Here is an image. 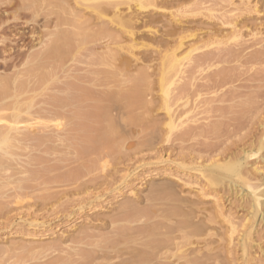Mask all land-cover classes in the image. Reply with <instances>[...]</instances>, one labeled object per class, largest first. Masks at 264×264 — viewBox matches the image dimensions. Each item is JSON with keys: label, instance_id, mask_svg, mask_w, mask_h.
<instances>
[{"label": "rangeland", "instance_id": "obj_1", "mask_svg": "<svg viewBox=\"0 0 264 264\" xmlns=\"http://www.w3.org/2000/svg\"><path fill=\"white\" fill-rule=\"evenodd\" d=\"M37 1V5L33 1L34 5L31 3L32 0H29L28 3H25V0L23 2L22 0H0V27H4L6 32L4 30L3 32L5 34L8 33L5 35L7 37L0 36V44L1 42L8 43L7 45L9 46L5 50H9L11 47L12 49L14 48L12 51L6 52L8 55H11L8 56L6 53L1 54L4 48L0 46V65L3 63L2 60L7 57H11V60H7L11 65L14 62L19 65L22 60L15 58L18 51H24L22 50L23 47L26 51L32 48L30 50L32 51L33 46L39 43L38 39L42 37V34L46 37L43 40L46 39V43L50 42L51 35H48V31L53 33L52 38L55 37L56 32H59L56 34L60 35H56V38L51 39V42L59 40V44L57 42L58 47L64 45L66 48H63V46V50L61 51H58L61 47L57 48L58 50L56 49L59 53H62L56 56L57 58H54L58 61L56 66L62 67L63 64L64 67L65 59L67 61L68 57L69 59L72 57L70 55L71 51L77 46L74 45L78 40L75 39L77 41L73 43L74 45L71 44L73 45L71 46L72 48L64 44L67 43L63 42V39L66 38L61 37V34L69 33L68 30L70 31V29L68 28L70 26L64 25L63 21L65 20V23H67L70 20L71 23L68 21L69 25L72 24V27H74V22L77 18L73 19L74 16L72 15L77 14L75 16L79 18L81 14V17L84 16L83 14L86 12L82 11V13H79L77 9H74V14H64L63 8L70 7L71 0H67L68 2L64 0L65 3L62 0H58V3H55L57 0ZM106 1L110 2L113 0H101L103 4ZM117 1L122 3V6H120L121 10H125L124 1ZM29 2L30 5L32 4V6L34 5L38 9L39 13H34V15L36 14L35 16L30 10L32 8L30 5H28V9L25 7ZM61 2L64 3L63 10H58L62 5ZM163 2L164 5L161 6L162 10L156 11L159 14L153 15V19L159 21L158 23L154 21L155 24L151 25L153 26V30L154 27L157 29L156 35H145L146 30H139L144 33V37L141 32H137L138 36H142L144 39L142 38L141 40L139 38L140 41L138 39L137 42L139 44L134 41L136 49L133 47L134 45H130L131 43L125 37L122 36L123 38L121 39L123 40H119V42L123 41V44H121L122 42L119 43L122 46H132V48L129 47V52L123 51L121 53L123 54V58H132L130 56L131 53L133 55L135 53L134 56H138L141 60L136 61V63L133 61L135 64L131 62V72H128L127 75L136 76L137 71H139V73H146V76L149 77V80L147 77V81L150 82L149 89L147 88V84L145 90H148L143 92V104L145 102V107L142 104L134 106L135 110L131 109L132 113L129 111L128 115L133 120H137L139 117L140 119L138 120L140 122L138 125L145 126L148 124L146 127L142 126V129L141 126L137 125L140 128L135 129L137 127L133 128L134 126H132L133 129L130 130V132L132 131V137H130L131 135L128 134V130L126 131V129L129 128V122L127 121L131 119H125V116H127L125 111L127 112L128 110H121L122 106L120 107L125 100L119 101L114 106L112 101L111 103L113 104L108 102L110 98L107 97L108 99H105L106 102L104 101L103 105L106 104L105 107L111 108V112L113 107L117 106V108L113 109V112L116 114H113H120L119 116L121 117L122 113L123 119L128 123L127 128L123 127L125 124L122 121L123 125H121V120L117 116H115L117 119L113 118L112 121L114 122H98L101 129L104 128L105 130L109 128L110 123H113L115 125L110 124L111 128H123L121 132L117 129L115 131H118L119 134L125 133L122 134L125 138L123 136H120L122 137L120 138L119 134H117L119 139L116 138V132L115 135H112L119 143L118 145L117 143L115 144L114 140L116 139L111 138L114 143L111 146V151L114 148L115 150L112 153L109 152L111 155L107 154L108 157L105 154L97 153V151H95L96 153L94 152L96 155L91 152L92 155L90 156L89 152V155H87L90 157L89 159L85 154V157L88 159L86 161L88 164L90 163L89 166L85 159L80 160L83 157H76L75 154H71L73 146L80 142H69L66 137H60L61 141L47 144L44 146L46 148L43 145H38L36 143L38 140L28 141L25 143L28 147L19 150L12 157V160L2 157L3 153L0 151V264H59L64 258L67 259V256L70 257L74 252L73 250L78 249L77 251L80 250L84 253L83 251L91 248L87 246L88 248L86 247L85 249L79 242L83 241V238L85 239L84 235L86 237L91 235L85 240H89L94 235V238L90 239L93 243L101 235L102 237H111V232H113L111 223L120 218L118 212L121 204L132 205V209L136 208L139 211L155 209L156 218L154 220L162 221L161 223H166L165 226H170V229H168L169 227H164L163 229L156 230L158 231L157 234L162 233L156 234L157 240L175 239L174 242L179 243L180 246L181 243L182 245L185 244L183 246L187 252L197 250L194 252L198 253V258L207 264H264V222L261 221L262 216L256 219L254 223L252 222V210L250 209L249 199L243 197L246 191L243 189L244 194H242L240 187L236 185L237 183L234 184L233 180L228 179H224L223 182L220 181L214 186L208 181L206 182L199 172L191 170L193 169L192 167L209 166L214 160L220 159L219 161H221L225 155L228 159L242 158L244 153L255 150L259 141H262L264 138V0H164ZM59 3H61L60 7ZM130 4L133 5L132 3ZM19 6H22L20 10ZM32 11L37 10L32 8ZM59 11L62 17L66 15L63 21L60 20L63 24L62 28H60L62 26L61 22V26L59 25ZM55 14L57 15L55 16ZM146 14L148 12L144 15ZM172 14L178 19L177 23L172 19ZM7 17L8 19H6ZM55 17H57L58 21L54 23L53 21H56ZM85 17L87 18L88 16L86 15ZM32 19L34 21H31ZM46 20L50 21V24ZM26 21L30 23H26ZM46 23L48 25H45ZM55 25L59 28V31H56L58 28L56 29ZM84 27L86 26H82L81 28L83 29ZM173 28L184 37L181 46L178 48L177 43L168 42L163 39L165 38L163 34L168 29L172 30ZM61 29L63 30L62 33ZM45 31L48 32L47 35ZM108 33L110 32L108 31ZM40 34L41 36L38 38L36 35ZM154 35L156 36L155 38ZM151 36H153L152 39H148ZM232 36H237V39L233 41ZM34 39H37V41ZM160 41L162 42L160 43ZM47 44L48 46H55L51 43ZM35 47L38 48L37 46ZM175 48H177L176 54L178 56L188 54L189 58L184 61L185 73L179 75L176 82L168 87L171 92L170 98L175 97V100L171 98L169 101L172 121L175 119V122L173 121L175 130L172 127L169 132L170 135L167 136L169 130L165 124L168 120L166 112L161 106L160 98L163 95L161 96L162 92L157 82L160 70L159 54L161 53L162 55V51H165V49L167 51V49ZM30 51L28 50V52ZM13 53L14 57L12 56ZM94 53H96L94 54L95 57L99 52L96 51ZM80 54L76 55V59L73 57L76 60V68L81 69V71L76 70L74 74L85 75L90 70L91 62L88 63L89 56L88 58L82 57L86 56V53L79 57ZM4 55L5 57H3ZM99 56H101L100 53ZM95 58L93 60L94 66H96L95 62L102 57L98 58L97 55ZM146 59L147 61H145ZM77 60L79 61L77 62ZM79 62L81 63L78 65ZM86 64L89 66L88 68ZM158 64L159 66L157 67ZM30 68V71H34V74L29 73L32 77L35 74L37 75V72L46 71L42 70L40 72V70H37L36 72L35 66L33 67L34 70L32 67ZM8 69L1 68L0 66V74L11 77L13 69L7 71ZM84 69H87L86 73ZM66 74L67 72H58L56 77L53 76L57 80H53V77L48 78L49 84L52 83V86L61 85V83L66 82V76L68 77L70 74L74 75L73 73ZM86 76L89 77L90 75ZM83 79H81L82 82L80 80L78 82L88 84V79ZM70 80L71 78L67 82ZM6 83L5 78L0 80V84H2L0 86H6ZM182 84L185 85L183 87H186L190 93L185 108L182 107V103L184 102H181V100L177 101L178 92L176 91L178 90L177 88H183L179 87ZM51 85H49L50 87H48L46 92L53 94L55 90L52 89ZM128 85L125 84L121 87V90L125 91L126 87H130ZM37 87H32L33 90L31 91H37ZM104 91L105 89L100 88V92L103 93ZM119 93L122 94L123 92L119 91ZM31 94L33 93L31 92L30 96ZM56 95L62 97L61 94ZM39 99L41 98H37L35 103L39 102ZM130 99H126V101L130 102ZM107 102L110 107L107 105ZM140 105L143 107H140ZM107 108L106 110H108ZM187 111L191 113L183 116L181 112L185 113ZM134 117L137 118L135 119ZM56 118L58 117H55V120ZM60 119L61 117L58 118L59 121ZM92 125L96 126L95 123ZM99 126H96V128ZM148 126L150 129L147 128ZM25 131L29 132L33 130L29 128ZM137 141H140V144H137ZM131 142L135 147L128 149L126 147L128 146L127 143ZM90 143L95 146L93 140L87 141L86 144L84 143V146L92 148L91 146L93 145H90ZM125 143L126 146L122 148V145H125ZM101 154L104 156L102 157ZM259 155L263 159L256 156L255 160L249 162V164H253L252 167L246 166L249 169H245L248 171V175H250L248 177L251 183L260 185L261 189H264V150ZM92 158H94V161H92ZM84 161L91 168L84 171L79 170V173L87 177L92 176V178L95 174V179L93 178L94 181L92 183L75 187L70 182L71 176L69 171L72 169L76 170L77 167L81 169L83 164L87 166ZM81 162L83 163L80 164ZM94 163L96 166L94 165L93 167L92 164ZM180 163L182 165L185 164L183 166L187 168L180 166ZM92 168H95V170ZM251 168L257 169L260 174L253 172ZM91 170L94 172L91 173ZM87 172L91 176L90 174L87 175ZM231 183L235 186L233 187ZM115 189H119L118 191L116 190L117 193L115 191L112 192ZM94 192L106 195L98 200L93 198L92 193ZM158 199H161L162 202ZM88 202H91L93 206L92 204L89 206ZM81 206L83 207V211H79L78 209ZM178 206L180 207L179 209ZM168 208L178 209V213L181 212V216L176 217L172 215L170 219H165L164 216L166 215L162 214V212L164 211L163 213H165ZM174 215L178 216V214ZM176 219L177 222L180 220V224L176 222ZM181 219L184 220L181 221ZM185 219L190 222L185 223ZM144 221L147 222L145 223ZM149 221L150 223L152 222V220ZM142 222L140 223L142 226L150 224L148 220H143ZM169 223H173L174 225L172 226ZM184 223L189 226L187 228H180L179 226L182 224L184 226ZM118 224H121V222L116 225ZM175 225H178V228ZM249 227L252 230L246 241V254L244 256L241 248V236L245 231H249ZM176 229L178 231L181 230L179 231L180 233ZM81 232L83 235H81ZM163 234L165 235L163 236ZM181 238L183 240L185 238V240L182 241ZM136 239L140 240L141 238L137 237ZM179 239L181 243L178 241ZM170 242H167V244L170 245ZM171 246L173 247V245ZM171 246H168V248H172ZM62 256L63 258H60Z\"/></svg>", "mask_w": 264, "mask_h": 264}, {"label": "bare ground", "instance_id": "obj_2", "mask_svg": "<svg viewBox=\"0 0 264 264\" xmlns=\"http://www.w3.org/2000/svg\"><path fill=\"white\" fill-rule=\"evenodd\" d=\"M23 1L24 0H22V2ZM28 1L25 0V3L26 2L28 3ZM33 1L37 5L38 1L36 0L37 1L36 2L35 0H32V2H31L32 4H34ZM39 1H41V0H39ZM62 1L64 2V0H62ZM71 1H72V3H71L72 7L70 5L71 8L69 6H68L69 8L64 7L65 2L64 3L61 2L62 5H61V3H59V7H60V5H61V7L58 8V10L59 9L61 10L64 7L63 8L64 10L62 9L64 11V14L67 13L69 15L70 13L74 14V9H77L79 11V13L80 12L82 13V11L84 13L86 12L85 14L88 17L84 18V16H86L85 14H83L84 16L81 17V15H82L81 14L80 17L78 18V17H76L77 14H75L76 16L70 14V15L74 16L73 19L77 18L76 21L74 22L75 26L72 27V24L69 25V22L71 23V21L68 20L69 18L66 19L69 21V22L67 21L68 24L65 23V20L63 21V19L66 17V15H65V17L64 16L62 17L60 14V11L58 12L59 14L57 13L61 17L60 18L57 16L59 18V25H60V22L62 25V26L60 25L61 26L60 28L63 27L62 21L64 22V25H67V27L70 26V28H68V29H70L71 33L67 29V27H66V29L68 30L69 33H62L63 30L61 29V33H62L61 37L67 39V40L63 39V42L64 41L67 42L64 44L67 45L68 47L70 46V48H72L71 46L74 45L73 43H75L77 40L79 41V42L77 41L78 43L77 42L75 43L74 46H76V45L77 46L75 47V49L73 47L74 50L71 51L70 55L72 57H70V59H69V57L67 55L68 58H67V61H66V59L64 61L65 62L64 67H63V64H62V67H57L56 63L58 61H57V59H54L59 54H62V53H59L58 51L63 50L62 47L64 45L59 46V47H61V49H60L58 47V44H59L58 41L59 40L56 42H54L55 40L54 41L52 40L53 43L51 42V39L56 38V35H57L56 33H59V32H56V31H59V28L56 26L57 24L55 26H56V29L57 28L58 29L56 31L54 30L56 32L54 35L55 36L54 38H52L53 33L48 31L49 32L48 35L49 36L51 35V39H50V42H47V43L54 44L55 46H52V45L48 46V44L45 41L46 39L43 40L46 37H44L43 34L41 33L42 37L40 39H38L39 43L37 45L35 44V46H37L38 48L33 46V50L30 51L32 48L28 49L30 51V52H28V50L26 51L23 47L22 50H24L25 52L24 51H18L17 57H15V58L16 59L19 58L22 60V61H20L21 63L19 65L15 64V62L13 65H11V63L9 61H8L9 62L8 63L7 60H11V57L10 58L7 57L8 59L4 58L2 60L3 63L0 65L1 68H4V69H7V68L13 69V74L11 77H9L8 74H7L8 76H3V74L2 75L0 74V80L5 78L7 81L6 86H0V151L3 153L2 157L6 158L8 160H12V157L14 155H16L19 150H22L24 148L26 149L28 146H26L25 143L28 141L38 140V141H36V143L40 146L43 145V147H44L49 143H53L54 141H61L60 137H66L69 140V142L70 141L80 142L79 144L74 145L73 148L71 149L73 151L71 154H75L76 157H79V156L83 157L80 160L85 159V161L86 160L88 161V159L90 158L87 156V155H89V152H90V156H91L92 155L91 152L94 153L95 151H97V153H99V154L102 153L105 155H107V154L111 155V154H109V152L112 153L115 150V148H114V150L111 151V149H112L111 146L114 145L113 140L111 138H113V139L118 138L119 139V137L123 136L122 134H125V133L119 134V132H121L123 128L122 129H120L119 127H118L119 129L116 128L119 132L115 131L116 130L115 127L111 128L110 124H113V123L109 124V128L105 127L106 129L104 130V128L102 127L103 129H101L100 126L98 125L100 123H98V122L104 121V122L109 123L110 121L113 120V118L115 116H117V118H119L121 120L120 124L121 125L125 124V125H123V127L127 128L128 123L125 122V119L128 120L129 111L131 112V109L135 110L134 106L136 107L139 104H142L145 107V102L143 104V100H144L143 92L148 90L149 86H150L149 85L150 82L147 81L148 76H146V73H142L141 71L140 72L142 74L139 73V71H137L136 76H133V75L130 76L129 74L127 75L128 72L129 73L131 72L130 71L131 70V64L132 63L135 64L136 61L140 60V58L138 56H136L137 57L136 58L134 56L135 53L133 52L134 55L132 53H131V55L128 54V55L132 56V58L125 59V58H123V54H121V53L123 51H126V53H127V51L129 52L130 45H132V46L134 45L133 47H135V45H136L134 41H136V43H137L139 38L142 40V38L144 37V33H142V31H139V30H142V29L146 30L145 35L146 34L153 35L157 32L156 31L157 29H155V27H154V30H153V26H151L153 23L155 24L154 21L157 20V19L156 20L153 19V15L159 14L157 12L159 10H162L161 6L164 5V2H163L164 0H120V1H124L123 3H125V6H126L125 10H121L120 6H122V3H119L117 0H113V1L109 0L110 2L106 1V3H104V4L101 2V0H71ZM58 2L59 1L57 0L55 3H58ZM66 2H68V1L66 0ZM87 2H91V3H87ZM130 3H132L133 5H131ZM32 4L30 5V2H29V4H26V5L27 6L30 5V7H32L34 10H37V11H32V8L30 9L34 15V13L38 12V9L35 8V6H34L35 4L33 6H32ZM50 4H52V3H50ZM22 6H24V5H22ZM22 6L21 7L19 6V10H20V8H22ZM27 6H25V7L28 9L29 6L28 7ZM56 6H57V4H56ZM25 7H23V8H25ZM37 8H39V7L37 6ZM65 8H66V12H65ZM72 10H73V12H72ZM146 12H148V14L144 15ZM151 12H152V14H151ZM22 13H23V11H22ZM57 14H55V16ZM18 15H20V14H18ZM33 15H32V17H33ZM62 15H63V12H62ZM24 16H26V15H24ZM45 16H46V14H45ZM171 16H172V19L174 20V22L177 23L178 19H176V17L173 16V14ZM4 17H6V16H4ZM57 17H55L56 21L52 20L54 23L58 21ZM19 18H17V19H19ZM55 18H53V19L55 20ZM6 19H8V17ZM14 19H16V18L14 17ZM60 20H62V21H60ZM12 21H13V18H12ZM28 21H26V23H30ZM31 21H34V20L32 19ZM3 22H5V21H3ZM156 22L158 23L159 21H156ZM18 23H19V21H18ZM48 23H46L45 25H48ZM80 23H81V25H80ZM82 23L85 25H83ZM86 24L89 26H87ZM80 26L81 27L86 26V27H84L86 29H84V28L82 29ZM98 26H99V28H97ZM49 27L52 28V26H50V25H49ZM46 28H48V27H46ZM1 29H2V31H1ZM1 29H0V36L7 37L5 35H7L8 33L5 34L3 32L4 27ZM48 29H50V28H48ZM30 30H32V29H30ZM108 31L111 34L108 33ZM48 32H46L45 34L47 35ZM137 32H141L143 34V37L138 36ZM113 33H114V35H112ZM41 34L36 35V36H38V38H39L41 36ZM59 35L60 34H58L57 36H59ZM155 35H154V38L156 37ZM163 35H165L164 36L165 38H163V39L167 40L168 42L177 43V48L179 46H181V44L184 40V37H182V35L175 28H173L172 30L168 29V31H166L165 34H163ZM122 36L125 37V39L129 41V43H131L127 47L121 45V44H123V41H121L122 43L119 42V40L121 38H123ZM15 37H16V35H15ZM152 37L153 36H151V38H148V39H152ZM232 37L231 38L233 41L235 39H237V36H232ZM57 39H58V37H57ZM75 39H77V40H75ZM140 39H139V41H140ZM18 40H20V39H18ZM34 40L37 41V39H34ZM73 40H74V42H73ZM121 40H123V39H121ZM165 40H164V44H165ZM71 41H72V43H71ZM57 42H58V44H57ZM161 42L162 41H160V43ZM119 43H121V44H119ZM7 44H6V42H1V44H0V46H2L4 48V49H2V53L0 51V53L2 55L5 54L7 51L10 52L14 49V48L12 49V47L11 48L9 47L10 48L9 50H5V48L7 46H9ZM71 44H73V45H71ZM127 44H128V42H127ZM137 44H139V43H137ZM132 46L130 48H132ZM34 47H35V50H34ZM138 47L140 48L139 45H138ZM57 48H59V50ZM63 48H65V46ZM126 48H128V49H126ZM177 48L170 49V50L167 49V51L165 49V51H162V55H161V53L159 54V52H161V51H159L158 54L160 56L159 55L158 56L160 57V59L157 57L160 60L159 74L156 73V74H158V81L157 82H158L160 91L162 92L161 96L163 95L162 98H160L161 104H162L161 106H162V109L165 110L167 120H168V122L166 121L167 123L165 124V126L167 125L168 130H169L167 136L170 135L169 132L171 131V129L173 127V121L175 122L174 118H173L174 120L172 121V116L170 115L171 111H170V107H169L170 106L169 101L173 97L170 98L171 92L169 91L168 87H170L172 84H174L176 82L179 75H181L182 73H185L184 72L185 71L184 61H186L189 58L188 54L184 55V56H178L176 54ZM135 49H136V47H135ZM96 51H98L101 55V56H99V53H98L97 54L98 58H100V57H102V58L98 59V61L95 62L96 66H94L93 60H95L96 59L95 57H97V55H95V57H94V54H96L94 52H96ZM63 52H65V51H63ZM80 53H82L83 55H84V53H86V56L84 55L82 57L88 58V56H89V58H90L89 62L87 59L86 60L88 63L91 62L90 70L88 69L89 72L86 71L87 69L86 70L84 69L85 73L87 72V74H85V75L84 74L78 75L77 73H76L77 75L74 74V72L76 70L81 71V69L76 68V65H75L76 64L75 59L77 58L78 54H80ZM1 54H0V56H1ZM82 54H80L79 57H81ZM13 55H14V53L12 54V56ZM136 55H138V54H136ZM3 57H5V55ZM24 57H26V58L24 59ZM19 59H17V60H19ZM23 59H24V61H23ZM78 61L79 60H77V62ZM145 61H147V59ZM80 63L81 62H79L78 65ZM87 64H86V66H87ZM65 65H66V67H65ZM34 66L36 68L35 69L36 72H37V70L38 71L40 70V72L42 70H46V71H42L41 73L37 72L38 74L37 75L35 74L36 76L33 75L34 77H32L29 75V73L34 74V71H30L31 70L30 67H32V69L34 70V68H33ZM158 66H159V64L157 65V67ZM88 67L89 66H87V68ZM94 67H97V68H94ZM9 69L7 71H9ZM58 72H63V73L67 72V74L73 73L74 75L72 76V74H70L71 76L70 75L68 77L66 76L65 79L69 80L71 78L70 81L67 82V80H66V82L61 83V85L52 86L51 85L52 83L49 84L48 78H50V77L52 78L53 76L56 77V74ZM82 73H83V71H82ZM138 73H139V75H138ZM86 75H90L91 77L90 76L88 77ZM92 76H93V78H92ZM54 77L52 79L57 80V78H54ZM83 78L88 79V81H89L88 84L87 83H80V82H82L81 79L84 80ZM78 80H80V82H78ZM148 80H149V77H148ZM51 82H52V80H51ZM125 84L126 85L129 84L130 87L128 88L125 86L127 89L125 91H122L121 87H123ZM147 84H148V87H147L148 89L145 90ZM0 85H2V84H0ZM49 85H51L53 87L52 89L55 90L54 93L52 92L53 94L46 92L48 90V87H50ZM34 86L39 87V88L37 87L38 89L36 88L37 91H31V90H33L32 87H34ZM183 86H185V85L182 84V86H179V87H183ZM100 88L105 89L104 92H106V93L100 92ZM185 88L186 87H183L180 89L177 88L178 90L176 91V92H178L177 93L178 94L177 95L178 96L177 101L179 102L181 100V102H184V103H182L183 104L182 107H184V108L187 106L188 96L190 94L188 89L187 88L185 89ZM50 90H51V88L49 89V92H50ZM118 90L125 93V94L119 93ZM31 92L33 94H31V96H30ZM56 94H61L62 97L59 95H56ZM171 96H172V94H171ZM39 97L41 99H39V102L35 103V100H37V98H39ZM44 97H46V98H44ZM107 97L110 98V101H108V100L107 101L110 103L112 101L114 104L113 103H111V104H113L114 106L119 101H121V102L123 100L126 101V99H130V98L134 99V101H133V99H130L129 100L130 102L124 101L120 105V107L122 106L121 110H128L127 112L125 111V113H127V116H125L126 117L125 119H123L122 113H121V117H120L119 116L120 114L115 115L116 113L113 112L114 111L113 109L117 108V106L115 108L113 107L112 112H111V108L108 109L107 106L105 107L106 104L103 105V103L106 102L105 99H108ZM173 99L175 100V97ZM108 102H107V105L109 104ZM92 105H94V106H92ZM87 106H89L91 109L89 107H88L89 108L88 109ZM143 106L140 105V107H143ZM106 108L108 110H106ZM113 113H115V114H113ZM181 113L183 114V116L184 115L187 116L188 113H191V112L187 111L185 113L184 112H181ZM182 114H180V115H182ZM55 117H58V118L61 117L62 120L60 119V121H59L58 118H56V120H55ZM180 117L182 118V116H180ZM117 118L115 117V119H117ZM64 119H65V121H68L69 124H68V122H66L67 123L66 124L65 121H63ZM138 119H140V118L138 117L137 120H133V118L130 117L129 118L130 121H127V122H129V126H128L129 128H127V129L125 128V129H126V131L128 130L127 132L129 135H131V133H132V131L130 132V130L135 128V126L137 127V125L139 124L140 120H138ZM122 121H123V124H122ZM112 122H114V121H112ZM91 123L92 124L95 123V125L99 126V127L96 128V126L94 127V125H92ZM116 124H117V122H116ZM113 125H115V124H113ZM147 125L148 124H146L144 126V125L140 124L138 126L146 127ZM106 126H108V125L106 124ZM117 126H118V124H117ZM130 126H131V128H130ZM132 126H134V127L132 128ZM29 128H30V130H33V131H29V132L25 131L26 129H29ZM139 128L140 127H137L135 129H139ZM147 128L150 129L149 126ZM113 129H114V132H113ZM142 129H143V127H142ZM174 130H175V128H174ZM123 131H125V130H123ZM115 132H116V138L112 137L113 134L115 135ZM117 134H119V137H117L118 136ZM133 134H135V133H133ZM92 135H95V136H92ZM130 137H132V135ZM120 138H122V137H120ZM123 138H125V136H123ZM167 138H169V137H167ZM90 140L94 141L95 146H94V144L90 143V145L91 144L93 145V146H91L92 148H87L88 146L87 147H86V145L84 146V143L86 144V142L87 141L90 142ZM261 140H262V138H261ZM263 140H264V138H263ZM263 140L259 141L255 150H250L249 152L244 153L242 158L238 157V158L228 159L226 155H225L226 157L223 155L224 158L221 159V161H219L220 159L217 161L214 160L213 163H211V162H210L211 164L209 163L210 164L209 166L204 165V167H198V168L192 167L193 169H191V170H196V172H199L201 174L202 178H204V180H206V182L208 181L210 184H213L214 186H215V184L217 185L220 181L223 182L224 179L233 180L234 184L237 183L236 185L240 187V191H242V194H244L243 192L246 191V194H244L243 197L249 199L250 209L252 210L251 218H252L253 223L255 222L256 219H258L261 216H262L261 221L264 222V189H261L260 185H255V184L251 183V180L248 177L250 175H248V171L245 168L249 169V167H252L253 164H249V162L251 160H255L256 156L260 157L259 154L261 153V151L264 150V141ZM114 141H115V144L117 143V145H118L119 141H117V139ZM123 142H125V141H123ZM139 142L137 144H140ZM71 144H73V143H71ZM132 144H133L132 142L127 143L128 146H126V143H125V145H122V148H124L126 146L128 149L129 148L131 149L132 147H135ZM40 146H38V147H40ZM44 148H46V147H44ZM252 148H254V147H252ZM85 154H86V157L88 159L85 157ZM102 154H101V156H102ZM262 154H263V152H262ZM262 154H261V156L263 157ZM95 155H94V157H95ZM108 155H107V157H108ZM72 156H74V155H72ZM97 156H99V155H97ZM262 157H260V158H262ZM76 159L79 161L78 158H76ZM92 159L91 160L94 161V158H92ZM92 161H91V163H92ZM86 162H85V164H86ZM89 162H90V160H89ZM82 163L83 162H81L80 164H82ZM87 164H88V162H87ZM88 165L90 166V163ZM88 165L85 166L83 164L81 166L82 167L81 169H79L77 167L76 170L71 168L72 170L69 171V173L71 176L70 182H71V184H73V186L77 187L80 185H85V184L90 183V182L92 183L94 181L93 178L95 177V174L93 175V178H92L91 174L89 173L90 170H89V172H87V175L90 174L91 177L83 176V174L79 173V170L84 171V170H88L89 168H91V167H88ZM92 165L94 167L95 163ZM183 165H185V164H183ZM183 165L181 164L180 166H183ZM199 166H201V165H199ZM246 166H249V167H246ZM183 167H186V166H183ZM95 168L94 169L92 168V169L95 170ZM189 169H190V167H189ZM251 169L253 170V172L259 173L257 169H255V168H251ZM93 172L94 171L91 170V173H93ZM226 182H228V181L226 180ZM232 186L234 187L235 185L232 184ZM160 188H161V186H160ZM243 189H244V191H243ZM116 190L117 189L113 190L112 192H114V191L116 192ZM161 190H163V189H161ZM158 194H159V192H158ZM92 195L94 196L93 197L94 199L99 200V198L104 197L106 194H99L97 192H94V193H92ZM95 201H97V200H95ZM161 202H162V200H161ZM91 204H92L91 202H88L89 206ZM153 204H155V203H153ZM158 204H159V202H158ZM92 206H93V204H92ZM131 206L129 204L128 205L127 204H124V205L121 204V207H119L120 210H119L118 214H120L119 215L120 218H118L117 221L115 220V222L111 223V227L113 226L112 227L113 232L109 231L112 233L111 237H102V235H101L100 237H97V239L95 237L96 241H94V243H93V241L90 239H92V237L94 238V235L92 237H90L89 240H85V239H87V237L91 236V235H88L89 233L87 234L88 235L87 237L84 235L85 239L82 237L83 241H79V242L81 243V245H83L85 247V249L87 246H89L91 248L83 251L84 253H82L80 250L77 251L78 249L73 250L74 252L72 253V255H70V257L67 256V259L64 258L63 260H61V263H59V264H207L206 262H203V260L201 261V259L198 258V253L194 252L197 250L192 249L194 251L190 250L191 252H189V251L187 252V250H185L184 246H183L185 244L182 245V243L180 242V239L178 241L181 243V246L179 243L174 242L175 239H168L167 238L168 240H157L158 239L157 235L162 234V233L157 234L158 231H156V230L163 229L164 227H166V228L169 227L168 229H170V226L169 225L165 226L166 223L165 224L161 223L162 221H158V220L155 221L154 220V218H156L155 217V209L154 210L152 209L154 212L152 210H150V211H148V210L139 211L138 209L136 210V208L132 209ZM179 208L180 207L178 206V209ZM78 209H79V211H83L82 206L79 207ZM178 209L175 210V208H173V209L168 208V210H166V212H165L166 214L163 213L164 212L163 210H162L163 211L162 214L166 215V216H164L165 219H168V218L170 219V216H172V215L179 217V216H181L180 215L181 212L178 213V211H179ZM79 213H81V212H79ZM72 214H75V213H72ZM156 214H157V212H156ZM174 214H178V216L174 215ZM143 220H148L149 223H150L149 220H152V222L150 224L142 226L140 223ZM182 220H184V219H181V221ZM188 221H186V219H185V223H187ZM120 222H121V224L116 225L117 223H120ZM176 222H177V219H176ZM179 222H180V220H179ZM179 222H177V223H179ZM185 223H184V226H182L183 225L182 224L179 227L180 228L181 227L187 228L189 225L186 224L187 225L186 226ZM169 224L172 226L174 225L173 223L172 224L169 223ZM175 226H174V228H175ZM176 227L178 228V225ZM195 227H197V226H195ZM248 230L249 231H245L241 236V248H242V254L244 256L246 254V245H247L246 241L248 240L249 234H251L250 231L252 230V228L249 227ZM176 231H178V229H176ZM176 231H175V234H176ZM179 231H181V230H179ZM182 234H184V233H182ZM81 235H83V233ZM164 235L165 234H163V236ZM137 237H140L141 239L140 240L136 239ZM82 238H80V239H82ZM179 238H180V236H179ZM181 240L184 241L185 238H184V240H183V238H181ZM169 241H171L170 245L167 244V242L169 243ZM82 242H84V243H82ZM81 245H80V247H81ZM128 245H130V246H128ZM171 245H173V247ZM168 246H171L172 248H168ZM186 246H189V245H186ZM81 248L84 249L83 247H81ZM196 253H197V256H196ZM67 255H69V254H67ZM76 257H78V258H76ZM57 258H59V257H57ZM60 258H63V256Z\"/></svg>", "mask_w": 264, "mask_h": 264}]
</instances>
